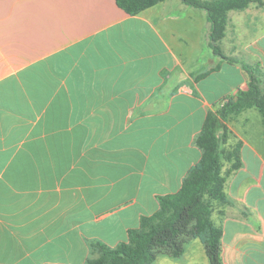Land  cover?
<instances>
[{
    "label": "crops",
    "instance_id": "1",
    "mask_svg": "<svg viewBox=\"0 0 264 264\" xmlns=\"http://www.w3.org/2000/svg\"><path fill=\"white\" fill-rule=\"evenodd\" d=\"M209 32L181 0L134 15L116 0H0V264H86L93 242L127 241L180 188L207 112L249 81ZM219 47L264 70V0L228 11ZM236 116L224 147L240 141L241 163L211 219L221 264H264V142ZM151 264L209 261L191 237Z\"/></svg>",
    "mask_w": 264,
    "mask_h": 264
},
{
    "label": "trees",
    "instance_id": "2",
    "mask_svg": "<svg viewBox=\"0 0 264 264\" xmlns=\"http://www.w3.org/2000/svg\"><path fill=\"white\" fill-rule=\"evenodd\" d=\"M164 0H116L128 14L134 15ZM202 8L210 22L209 43L215 54L240 63L248 72L246 89H239L229 96L215 111H208L195 144L201 150L199 161L185 175L180 188L158 198V210L140 219L137 228L128 231L127 241L110 247L95 241L91 248L95 257L86 264H151L158 254L179 257L184 251L187 238H198L204 245L209 264H221V228L211 219L212 203L225 202V177L222 174L223 160L230 162V171L240 166L238 141L226 149L225 143L231 132L225 122L229 115L244 108L259 110L264 124V89L259 86L257 76L264 72L257 65L241 59L226 57L221 53L219 41L223 38L229 10L245 8L253 0H181Z\"/></svg>",
    "mask_w": 264,
    "mask_h": 264
},
{
    "label": "rangeland",
    "instance_id": "3",
    "mask_svg": "<svg viewBox=\"0 0 264 264\" xmlns=\"http://www.w3.org/2000/svg\"><path fill=\"white\" fill-rule=\"evenodd\" d=\"M237 44V43H235ZM236 46H240L237 44ZM246 59H248L245 55V53H241ZM240 64V63H238ZM251 65L257 66V64L252 63ZM240 66L243 68V66L240 64ZM244 69V68H243ZM260 69L264 72V70L260 67ZM245 70V69H244ZM248 73V72H247ZM259 86L264 89V77L262 74L257 76ZM248 83L244 85L245 88H247ZM231 115H237L235 117L234 126L238 132L242 134L250 143L260 147L262 145V138L261 135L264 133V126L260 119L262 118L259 110L255 107H249L244 108L242 110H239L238 112H234ZM245 117H247V121L245 120ZM224 161V160H223ZM228 164H224L222 166V172L224 175H227V173L230 171V167L227 166Z\"/></svg>",
    "mask_w": 264,
    "mask_h": 264
}]
</instances>
